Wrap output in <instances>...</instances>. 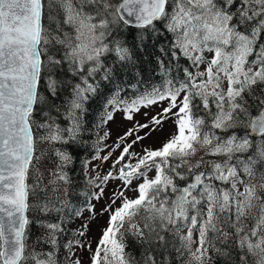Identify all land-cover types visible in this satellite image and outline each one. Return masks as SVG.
<instances>
[{"label": "snow or ice", "instance_id": "snow-or-ice-1", "mask_svg": "<svg viewBox=\"0 0 264 264\" xmlns=\"http://www.w3.org/2000/svg\"><path fill=\"white\" fill-rule=\"evenodd\" d=\"M129 30L140 50L161 30L171 36L167 47L153 42L163 83L131 104L115 88L102 122L116 111L160 101L168 107L118 138L116 148L123 147L112 165L118 173L96 178L121 181L101 210L108 226L95 251L75 238L62 245L66 259L82 264L75 246L91 253L90 264H160L155 251L175 253L179 264H215L216 258L264 264V0H0V264H62L58 237L75 187L69 149L83 131L81 116L97 81L112 82L135 68L123 36ZM68 74L77 82L61 127L55 101ZM170 118L177 129L171 138L142 154L132 151ZM43 143L68 147L54 149L52 167L42 172L37 145ZM95 186L90 199L99 200L104 190ZM90 199L86 210L95 216ZM54 213L59 222H52ZM126 234L144 246L142 262L126 252Z\"/></svg>", "mask_w": 264, "mask_h": 264}, {"label": "trees", "instance_id": "trees-1", "mask_svg": "<svg viewBox=\"0 0 264 264\" xmlns=\"http://www.w3.org/2000/svg\"><path fill=\"white\" fill-rule=\"evenodd\" d=\"M123 36L126 38L128 46L134 51L135 68L132 71L127 69L122 70L118 73L117 78L112 82L98 80L97 82L100 84L98 92L90 96L89 100L85 102V111L81 116L83 131L77 143L72 145L69 149L74 157V164L72 166L74 168V172L71 174L75 187L72 194L68 197L71 206L66 210L67 214L63 217V221L67 225L74 216L72 214L74 209L83 210L87 206L93 184L91 185L88 182V175L86 174L83 162L94 159L93 157L97 156L100 151V142L102 139L99 138H103L102 126L105 125V123L102 121L105 112V104L110 98L112 91L117 87H122L124 91L120 93L121 98L131 104V102L139 95H142L145 92H150L154 86L159 87L163 83L162 78L159 75V69L155 63V57L159 55V53L157 51V47H154L153 42L155 39L157 45L167 47L171 36L164 33L163 30H161V34L158 35V38H153L150 35L149 39L145 42L143 50L136 47L137 41L135 39V30H129L128 32L123 33ZM180 64L185 67L190 66V62L184 60L183 58H181ZM192 70L194 71V69ZM137 73H139V76H137ZM174 75L182 76V73L174 72ZM63 79L69 83L60 91V99L55 101V103L60 107L61 115L57 118V123L60 124L61 127L66 126V119L63 113L66 102L71 99V85L77 82L72 78L71 74L64 76ZM138 81L140 82L138 83ZM132 85H136V87L133 88L131 87ZM110 107L111 106L107 109L109 112ZM53 115L56 114L53 113ZM67 147L68 146L61 144H54L51 146L48 153V159L51 165L50 156L53 150L56 148L64 149ZM98 149L99 151H97ZM45 152H47V149L41 151L37 150V155L41 157ZM85 193H87L88 196H85ZM55 216L56 214L54 213L51 217L52 222H58L55 220ZM38 238L39 230L37 228H33L31 241L35 242ZM125 240L127 242L126 252L135 257L137 261L142 262V256L145 251L144 246H142L131 234H126ZM59 245L61 246L59 251H61L63 247L60 243ZM153 255L156 256V259L160 262V264H179L175 253H161L160 251H155ZM233 256H236L235 252L233 253ZM166 257L167 259H165ZM215 264H225V262L222 258H216ZM249 264H252L251 258H249Z\"/></svg>", "mask_w": 264, "mask_h": 264}, {"label": "rangeland", "instance_id": "rangeland-1", "mask_svg": "<svg viewBox=\"0 0 264 264\" xmlns=\"http://www.w3.org/2000/svg\"><path fill=\"white\" fill-rule=\"evenodd\" d=\"M206 56H209L210 54L206 53ZM204 68V65H201L200 70L202 71ZM196 69H194L195 71ZM168 107V101H160L156 104L149 105L147 107L141 106L138 111H132L130 113H125L124 111H116L113 113V119L105 123V125L102 126L103 131V139L100 142L101 148L98 152L99 157L108 156L109 153L111 155L109 156V159L103 160V159H92L88 160L87 168L85 169L86 174L88 175V182L90 180H95V184H91V194L97 192L99 189L95 186L96 184H99L100 188H102L103 196L101 199H90V203L95 205V216L89 211H87V206L82 210V215L80 216H73L71 218L70 223L67 225L64 221L62 223V227L64 231L59 235L58 241L61 245L66 244L69 240L76 239L84 242L87 244L88 242L91 243L92 251H95L97 243L101 237L103 229H105L108 226V213L105 212L101 214V210L105 208L106 205H108L112 199V194L114 191H119L121 188V181L118 179L109 180L107 183H101L100 179H96L97 177L103 178L105 175H107L109 172H112L114 175L118 173V167L113 168V162L116 160V158L120 155L122 151L121 148H116V144L119 142L118 138L123 136L125 132L135 127L137 124H147L151 121V118L156 116L158 113L162 112L163 108ZM110 112L112 111V108L110 107ZM174 111H176L174 109ZM126 115H131L133 117L132 120L125 119ZM155 131H152L142 142H139L134 145L132 151L135 153L142 154V149L144 148H159L164 142H166L169 138H171L176 133V124H175V118L167 119L163 122L162 128L156 127ZM105 133H108L107 136H105ZM145 130L141 129L139 130V135L144 136ZM239 134H243V132H240ZM256 143H260L259 137L256 138ZM52 145H49L47 143L38 144L37 150H45L47 149V152H45L39 160V163L37 167L40 169V171H44L45 168H51L52 165L50 164V161L48 159V153L51 149ZM207 159H219L217 157H206ZM127 160V157H126ZM123 163V162H122ZM132 163H135V160H132ZM149 175H154L153 173H149ZM138 182V181H137ZM137 182L133 183V188L135 187V184ZM126 195L129 198H135L136 193L134 191H127ZM89 201V200H88ZM120 201L117 200L116 204L113 205V207H119ZM59 222V221H58ZM87 224V229H82L81 226ZM78 230L85 231L86 235L81 237L77 234ZM194 239H196V235L194 234ZM195 244L193 245V248H195ZM74 251L77 252V255L82 261V264H90L89 257L91 256L90 252H85L83 250L76 249L74 246ZM59 258L62 262V264H71L70 260L66 259V249H62L61 251H58ZM252 264H253V258H251Z\"/></svg>", "mask_w": 264, "mask_h": 264}]
</instances>
